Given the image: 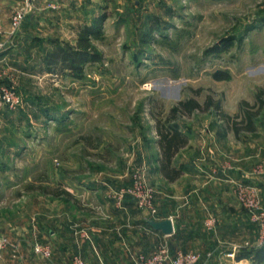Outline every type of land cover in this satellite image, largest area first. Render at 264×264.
<instances>
[{"label":"rangeland","instance_id":"374dc122","mask_svg":"<svg viewBox=\"0 0 264 264\" xmlns=\"http://www.w3.org/2000/svg\"><path fill=\"white\" fill-rule=\"evenodd\" d=\"M21 1L10 6L8 26L1 18L0 88L13 91L18 102L0 104V264H73L81 257L58 251L60 226L69 217L105 216L102 202L132 201L146 219L158 217L159 186L167 184L155 179L160 150L155 117L164 122L174 106L189 99L203 107L211 99L213 106L180 115L175 123L185 135L216 131L226 138L222 151L228 157L237 142L248 180L235 183L230 197L242 219L236 231L254 233L257 244L264 245L258 219L262 214L264 221V0L98 2L101 32L91 41L100 59L83 65L80 74L49 72L43 60L54 41L75 46L81 27L43 31L24 27L25 20L13 31L10 18ZM47 8L56 12L59 5L48 1ZM217 72L230 79H215ZM243 102L253 111L260 103L262 108L255 131L244 130L241 123L235 136V126L221 115H239ZM185 147L182 154L190 153L191 146ZM224 168L233 171L231 161ZM139 182L153 196L156 212L141 209L137 194L121 197V191L136 189ZM187 183L182 179L174 185ZM247 199L258 202L262 211L248 207ZM214 211L204 229L232 233L228 213ZM241 242V252L254 248L248 240ZM37 243L50 246L51 258L34 253ZM160 246L166 245L139 255L150 256ZM200 254L211 264L212 253ZM220 259L212 264H221Z\"/></svg>","mask_w":264,"mask_h":264},{"label":"crops","instance_id":"0c3cea01","mask_svg":"<svg viewBox=\"0 0 264 264\" xmlns=\"http://www.w3.org/2000/svg\"><path fill=\"white\" fill-rule=\"evenodd\" d=\"M48 1L57 2L59 10L53 12L48 9ZM102 1L41 0L26 19L24 27H44L43 31L45 27H74L77 31V27L93 24L98 18V11L95 9L101 6L102 3L98 2ZM0 4L5 10L2 21L6 27L14 0H0ZM3 55L9 56L10 52L2 54V57ZM187 138L191 152L182 154L181 150L173 162L181 174V179L175 180L176 182L168 181L163 176L160 169L162 154L159 150L158 167L154 169L155 179L159 178L167 185L165 188L159 186L158 217L146 219L145 212L138 210L132 201L102 202L105 209L103 217L65 219L58 234L57 245L61 256H80L88 264H134L137 255L150 254L157 246L166 245L172 255L180 251H197L206 258L207 254L212 253L211 264L219 260V257L221 264H264L255 259L263 244H257L254 233L246 236L242 234L239 230L242 224L241 214L234 210L236 205L231 203L235 183L248 180L247 171L242 169L245 166L241 163L243 157L237 150L239 147L235 145L237 142H229L234 144L235 150L230 153L232 157H228L222 151L226 147V138L212 129L200 135L187 133ZM230 138L229 135L227 141ZM227 160L231 161L233 171L224 168ZM182 179L189 183L181 188L176 187L174 184ZM210 210L228 213L235 225L234 231L230 233L217 228L218 230L210 233L204 229ZM168 219L172 221L174 228L171 235L156 231L149 224L151 220ZM218 219L221 224L220 218ZM237 228L239 231H236ZM242 238L248 240L254 248L249 250L253 251L249 258L238 259L243 246ZM233 255L236 258L232 260Z\"/></svg>","mask_w":264,"mask_h":264},{"label":"trees","instance_id":"16d2710c","mask_svg":"<svg viewBox=\"0 0 264 264\" xmlns=\"http://www.w3.org/2000/svg\"><path fill=\"white\" fill-rule=\"evenodd\" d=\"M102 17L96 18L92 25H84L78 31V41L75 46L70 43L61 44L59 42H53V49L44 58L45 67L52 73H64L66 70L80 74L82 72V66L89 61H96L100 59V54L96 47L92 44L91 39L97 37L101 32ZM214 78L217 80H228L230 75L226 72H217L214 74ZM260 96V95H258ZM260 99V97H258ZM213 106L211 99L205 103V106L201 105L195 99H189L187 101H180L170 111V116L166 118L164 122L159 121L155 117V132L157 133V145L162 154L161 160V172L168 181H174L179 175V171L173 167V159L177 153L185 147L188 142L187 135L181 130L180 126L176 122V118L180 115H190L194 111H205ZM247 102H243L240 105L241 113L236 116H230L227 113H222L221 117L227 123H231L235 126L234 133L238 136L241 128L239 125L244 123V130L254 132L256 127L254 119L258 116L259 111L262 108V103L257 107L255 111ZM217 111L221 110V102L215 105ZM240 118V121H236ZM238 122V123H237ZM253 251H242L237 258H249ZM255 259L257 262H264V245L261 251H258Z\"/></svg>","mask_w":264,"mask_h":264},{"label":"built area","instance_id":"2783aa9c","mask_svg":"<svg viewBox=\"0 0 264 264\" xmlns=\"http://www.w3.org/2000/svg\"><path fill=\"white\" fill-rule=\"evenodd\" d=\"M39 2V0H22L20 2L21 6L20 8L13 11L12 16L10 18V28L11 30L15 31L19 27H21V24L26 20L28 14L32 10V8ZM3 15V8L0 5V34L1 31V18ZM3 51V44L0 43V53ZM18 102V98L15 95L13 91H11L9 88H0V104L14 106ZM136 189H128L121 191V197L124 194H137L138 197V206L141 209H147L152 212H156L154 209L153 204V196L150 194V191L147 189L145 183L139 182V187H135ZM245 201V200H244ZM246 205L250 208H257L258 210H261V206L258 202L254 200H248L245 201ZM262 211V210H261ZM264 214V213H263ZM261 216L258 219L262 220V226L264 227V221L261 218ZM1 246H0V253H1ZM34 253L36 255H40L44 258H51L52 256V249L50 246L44 244V243H37L34 246ZM207 256H211L210 253L207 254ZM73 264H87L83 259L76 258L74 259ZM135 264H206L204 262L202 255L200 253L196 252H177L174 255L170 254L169 249L166 246H160L154 253H152L150 256L147 255H139V257L136 259Z\"/></svg>","mask_w":264,"mask_h":264},{"label":"water","instance_id":"95a60500","mask_svg":"<svg viewBox=\"0 0 264 264\" xmlns=\"http://www.w3.org/2000/svg\"><path fill=\"white\" fill-rule=\"evenodd\" d=\"M151 227L156 231H161L165 235H171L174 232L173 223L170 219L164 221H149Z\"/></svg>","mask_w":264,"mask_h":264}]
</instances>
